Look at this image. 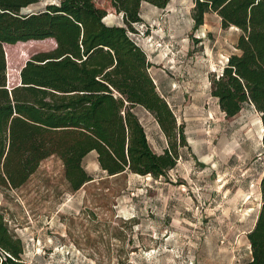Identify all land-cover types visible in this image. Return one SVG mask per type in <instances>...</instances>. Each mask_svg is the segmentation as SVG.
Wrapping results in <instances>:
<instances>
[{
	"label": "rangeland",
	"instance_id": "rangeland-1",
	"mask_svg": "<svg viewBox=\"0 0 264 264\" xmlns=\"http://www.w3.org/2000/svg\"><path fill=\"white\" fill-rule=\"evenodd\" d=\"M60 1L39 0L26 11ZM112 1L97 0L108 11L104 21L124 25ZM142 4L153 10L133 38L153 63L158 91L184 125L188 144L160 178L108 176L93 151L84 166L94 179L77 191L57 156L45 159L23 187L0 188V209L29 264H243L251 256L246 232L262 202L264 123L250 104L227 117L211 94V79L237 51L240 30L224 28L215 12L196 27L195 0H170L163 10ZM55 46L54 39L7 45L12 82L35 53ZM134 110L162 153L168 139L155 117L142 106Z\"/></svg>",
	"mask_w": 264,
	"mask_h": 264
},
{
	"label": "trees",
	"instance_id": "trees-1",
	"mask_svg": "<svg viewBox=\"0 0 264 264\" xmlns=\"http://www.w3.org/2000/svg\"><path fill=\"white\" fill-rule=\"evenodd\" d=\"M38 1L0 0V188L23 187L45 159L57 156L77 191L94 179L84 166L93 151L108 176H165L187 136L130 32L142 22L144 1L165 8L170 0H113L124 25L107 24L108 11L97 0H61L23 12ZM209 12L224 28L240 30L237 51L211 79V94L227 117L250 104L264 123V0H195L196 27ZM45 39L56 46L35 53L12 82L6 46ZM136 106L152 113L168 139L162 153L152 148ZM261 200L248 233L251 257L243 264H264V174ZM24 251L0 209V264H29Z\"/></svg>",
	"mask_w": 264,
	"mask_h": 264
},
{
	"label": "crops",
	"instance_id": "crops-1",
	"mask_svg": "<svg viewBox=\"0 0 264 264\" xmlns=\"http://www.w3.org/2000/svg\"><path fill=\"white\" fill-rule=\"evenodd\" d=\"M153 7H155V8H157L158 10L160 9V10H163L164 8H158L157 6H155V5H152ZM145 8V9H144ZM151 10H153V9H151L150 7H144L143 6V4H142V8H141V17H142V20L144 19V17H143V14L145 13V12H149V11H151ZM159 14V13H158ZM155 80V79H154ZM156 82V81H155ZM257 217H258V214H257V216H256V220H257ZM255 223H256V221H255ZM255 223H254V225H255ZM254 226H252V228H253ZM252 228H250V230L248 231V232H246L247 233V237H248V233L252 230ZM249 240V239H248ZM249 243H250V241H249ZM249 248H250V253H251V247H250V244H249ZM251 257V256H250Z\"/></svg>",
	"mask_w": 264,
	"mask_h": 264
},
{
	"label": "built area",
	"instance_id": "built-area-1",
	"mask_svg": "<svg viewBox=\"0 0 264 264\" xmlns=\"http://www.w3.org/2000/svg\"><path fill=\"white\" fill-rule=\"evenodd\" d=\"M145 25V23L142 22H137L134 23V26L136 28L135 32H130L131 36L133 37L134 35L138 36V34H140L141 32V28H143V26ZM143 33V32H142ZM136 42L140 45V43L136 40ZM228 60V59H227Z\"/></svg>",
	"mask_w": 264,
	"mask_h": 264
},
{
	"label": "water",
	"instance_id": "water-1",
	"mask_svg": "<svg viewBox=\"0 0 264 264\" xmlns=\"http://www.w3.org/2000/svg\"><path fill=\"white\" fill-rule=\"evenodd\" d=\"M25 10H26V8H25V9H23V12H25Z\"/></svg>",
	"mask_w": 264,
	"mask_h": 264
}]
</instances>
